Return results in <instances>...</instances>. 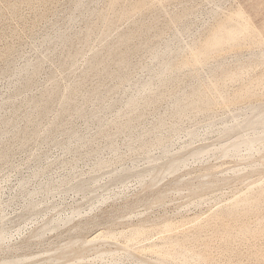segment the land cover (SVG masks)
Masks as SVG:
<instances>
[{
    "label": "bare ground",
    "instance_id": "obj_1",
    "mask_svg": "<svg viewBox=\"0 0 264 264\" xmlns=\"http://www.w3.org/2000/svg\"><path fill=\"white\" fill-rule=\"evenodd\" d=\"M132 1L134 0H131V6L129 4V8H126L127 11L129 10L131 11V13L132 12L140 13L143 12L145 9L151 7L154 2L162 3L163 1H169V0H136V2L134 1L133 5H132L133 3ZM94 2H96V0H75L73 5L71 4L72 7L70 11L71 12L77 11L79 15L83 17L84 21L86 22L85 23L86 29L84 31L85 34L83 35V45H87L89 41V30L90 27L92 26H89L88 24H90L89 20L94 15L93 14L94 11L89 9L91 8V6L89 5L91 3L94 4ZM108 2L110 3V1ZM114 2L115 1H112V4ZM191 2L192 0H179L178 4L181 6L180 9H178L175 12L172 11V13L170 14L167 13L169 15L165 17L166 19L164 20V24H163L164 27L161 26L163 27V29L165 28L167 30L166 31L167 33L165 32L167 36L166 37L163 36L164 38L161 40L158 39V41H156L155 39L160 38L162 33L158 35L157 38H155L154 33H152L151 35L149 34V37L146 36L147 38L146 37L143 38L144 40L141 42H139L137 38L144 37L145 35L140 37H136L135 35L136 37L135 39H137L139 43L135 41L137 44L134 45L132 44L133 45L132 48L131 46L129 48V50L131 49L130 51L125 48L121 50L122 49L121 47L125 43H128L129 37L132 34L129 35V37H124V35H119L116 37L115 40L113 41L111 40L112 42L106 41L105 43H103L101 48L93 51L89 59L86 60V69L83 73H81L80 76H78L80 77L79 78L80 80L78 79L79 81H76V83L73 82V85L71 84L70 86V84H68L69 86L65 87L66 93H63L62 91H61L62 93L60 92V89H58L59 85H57V81L52 80L53 78L52 75L49 86H47L46 88L44 87V89L38 94V96L36 95L37 97L35 98L32 97L31 99L29 98L26 103L23 101V103L27 104L28 108H30L31 111H27L25 112V114H23V119L25 120L26 123L25 124L23 123L24 125L21 128L16 125L15 120L5 117H0V162L5 163L6 161H8L10 155L11 150L9 151L8 149L9 145L7 146L5 144L7 142L6 138L10 135L14 136L15 138L17 136V138L19 139L18 143H20V145L19 144L18 145L22 147L21 145H24L25 142L30 140V136L34 135L35 133H38L37 131L39 130V129L37 130V128L39 127L38 122L35 121V119H32L31 117L32 112L35 113V110L39 109L38 113L42 116L41 118L42 120L43 115L49 114L50 111L52 112L53 106L56 105V110H53L55 111L54 114L55 121L52 124L50 123L51 125L46 132V136L42 139V141L41 140L40 141L43 143L46 142V144L59 148V150H61V154L63 153V155L69 154L71 156L69 159V163H71L72 165H70L68 168L66 167L68 172L66 178H68L69 175L73 174V172L75 171L76 156L79 155L81 156L84 155V159L82 160L90 162L92 165V169L95 170L103 169L104 167L109 165V163L112 161L119 162L118 167L107 173V176L106 174H100L85 179L75 180L72 183L66 182L64 188L60 189L62 192H65L66 190H74L75 192L82 194L83 198L86 199L88 198V195L90 194V192L94 187H103L106 185L102 183L101 181L102 178H105L106 181L110 184H114V185L122 184L123 186L127 183V181L133 179L137 182L138 185L137 186L138 191L136 189L137 193L135 195L133 194V197H137V200L139 201L144 199V196L146 195L147 198L145 199V205L147 207H151V206L154 207V205L156 207L157 204H159L158 207H160V203L163 202L162 200L165 198L166 195H168L167 193L172 189L175 190L176 193L174 191L173 192L176 195L177 194L180 195L183 191L189 192V194L192 195L210 189L214 186H219V185L222 186L224 184L229 185L235 183L246 184L248 183L251 174H254V172L256 173L260 172V170H264V69H263L264 66L262 69L261 68L260 70L258 69L259 72L261 71L259 73V76L256 75L258 77L254 78L253 77L254 73H253L252 76L253 80L252 79L248 80V83L246 82L247 84L244 83V85L241 83V85L243 86L241 87L239 85V88L240 87L241 88L237 90L238 88L237 87L236 91L235 89H233L232 91H234V93L231 92L232 95L230 94L226 95L225 93H223L222 90L220 89L221 85L220 86H217V84L214 85V87H211L212 95L210 102L202 103L196 101L200 93L207 88L206 86H202V83L198 88L195 83V81L198 80L199 77V75L197 74L198 71H201L204 75H208L211 74L214 70H216L218 66L221 67V66H225L223 64H228V62L226 63L225 59L222 57L220 59H217V61H215L213 64L210 63L211 65L208 66L207 63L202 64L203 61L205 60L204 59L205 57H209V58L219 57L220 56L219 54L222 51L228 49H231V51H233L234 49L232 50V48L234 47L237 48L239 46L240 48L238 49L240 50L242 48L241 45L244 44H247L248 46V48L246 49L247 50L246 58L244 60L250 63L259 62L260 65L263 64L264 42L257 35L258 33L256 29H254V27L250 24L248 19H246L245 16H243L242 11L241 9H239V7L238 9L236 8L233 9L232 6L229 5L230 7L226 6V8H223L224 1L222 2V0H207L206 3H209L211 7L208 5L210 8L204 11V13H202L198 17L195 16L197 18H191L192 15H195L191 7L187 6V3H191ZM126 5L128 7V4H125V6ZM12 9L14 8L12 7ZM127 11L125 9L124 10L121 9L119 14L114 13L116 17L114 15L113 17L115 18L113 20L115 21L117 17H118L117 19H119V17ZM128 14L129 12H127L126 15ZM126 15H123V17ZM137 19L136 22H138ZM148 19H150V16ZM113 20L111 21V23L113 22ZM140 20L141 23H134V24L135 25L138 24L139 26L143 25L142 23L143 19ZM66 21H67V25L64 24L66 28L65 27L64 29L62 28L63 30L66 29L65 31L60 30L59 32L58 30V32L57 33L55 32L53 35L46 34V36L43 37L44 38L43 42L45 45L57 41L61 45V53L62 52L67 53L65 58L62 59L60 57L61 59L59 60L60 66H65L73 63V60L80 54V50L79 51L77 49L72 50V40H74V37L76 38L78 36L76 33L72 34L70 32L72 23L75 22L74 18H72L71 16L67 17ZM154 21H156V19ZM154 21L153 23L146 22L147 24H145V26L143 25L145 27L144 31L149 33L152 29L156 28L157 23ZM197 21L198 23H201V25L208 24V26L205 28V32L202 35V37L199 40L191 43V41H188V38L186 37H192V35H195V33H197L196 28L198 26L194 27L195 24L193 25V23H197ZM103 22L104 21H101V23ZM135 25L132 26L136 27ZM104 26L105 29L102 35L106 36L107 33L109 32L110 27L109 25L106 24H104ZM134 29H136V32H138L137 27ZM160 29L162 28H159V30ZM253 40L254 43H250ZM151 42L152 43L154 42L153 43L154 45H152ZM246 47L244 46L243 48ZM198 49H200V53L196 52ZM103 51H105L104 52L105 54L107 53L106 56L105 54H102ZM127 51H129L130 53L134 52V53L147 54V57L142 64L139 65L140 63L139 62L135 65L136 68L137 67L138 68L137 69L135 68L136 71L134 72L133 70L132 71L133 73L130 72V69L132 68H130L129 65L130 61H128L129 59H127V56L129 54V52L128 54L126 53ZM183 51H187L190 57L187 59L183 58L184 60L182 61L180 59L181 62L174 63V61L177 59V57H179L180 53H182ZM130 55L131 54H129V56ZM232 58L233 59H231L232 61L230 60L231 62H229V64H234L244 61L241 60L239 54L234 55ZM40 62L41 59L36 61L35 63L25 62L19 71L17 70L15 71L18 73V75L16 73L18 78L17 79L15 77L13 78L16 79L14 81L15 83L13 84L14 94L12 93L13 95H11V97L10 96H8L9 98L7 97L8 99H6L3 105L0 106L1 109L9 108L11 109V111L14 112L17 111L15 109L19 108L22 105V103H19V105L15 107L17 105V104L15 105V99L20 97L17 94H19L20 91L29 88L30 85L33 84V79H34L33 76L37 72ZM260 65L258 66L256 65V66L259 68ZM247 68L248 67L246 66L245 67L237 66L233 69H230L226 74V78L228 79V81H231L232 80L231 77L235 73L241 75L244 73L245 71L244 69ZM104 71L106 74V78H108V80L110 78L111 82L113 80L114 82L116 81L117 84L115 83V85L113 84L111 87H109V85L111 84L108 85V82H106L108 86L106 85L105 86L109 88L106 91H104L106 87L104 90L102 89L99 90V88L98 89L96 88V85L98 87V84L94 83L96 85L92 84L93 88L91 89L87 88V90L89 89V91H86L85 94L82 93L83 95L81 94V103L79 104L78 102H76L77 100H75V98L78 97L77 90H80V88L82 90L83 87L82 84L88 81L87 78L89 76L87 75V73H89V75L91 76L93 75L97 77L100 74H102ZM96 77L94 78L91 77V78L95 79ZM102 78L100 77L98 79L100 80ZM106 78L104 77L105 80ZM183 79H185V81ZM98 81L96 80L97 83ZM182 81H184V83H182ZM180 83H182L181 85L182 87H179V90L175 94L170 95L169 105L167 106L168 107L167 116H163L162 114H160V112L156 111L155 113H157V115L159 113L160 116L159 117L156 116L158 118L157 119L155 118L156 120L153 119L154 121L151 123L147 122L146 120H145L146 123H144L142 120L144 110L147 107L155 105L158 101H160L166 95L169 88L168 86L170 85L172 86V84L179 85ZM191 84L195 85L194 90L188 94L186 93L184 94L183 88L185 89ZM253 84L259 85L261 87L258 92H255L257 89L254 92H251V90L255 89V88L251 89ZM101 85L102 84L100 83L99 86L101 87ZM11 86H12V82H11ZM62 89H64V87ZM224 89L225 88H223V90ZM239 100H241L243 104L240 103L238 106L236 105L237 107H234L235 105H232L233 104L232 102L236 103L238 101L237 103H239ZM228 102L232 104L228 105ZM217 103H219L218 105H220V108L222 109L225 108L226 104L227 106H232V108L230 107L227 111L224 109V111L226 112L223 113V115L219 117L217 116L215 117L213 115L214 110L210 109V107L211 105ZM221 103H225V105L223 104L224 107H222L223 105L221 106ZM218 105H216V107ZM119 107L122 108L123 114L132 115L126 121H124V123L118 122L116 117L111 118L112 117L111 114H114L113 113L114 110ZM212 108H215V106H213ZM209 109L211 111L213 110L212 113L208 112L210 111ZM3 113L5 114V112ZM74 119H79L81 121V127L79 126L78 128L77 125H75V123L73 124ZM166 119L168 120V123H165ZM183 121H189V122L191 121L193 122V124H191L190 127H186V126L183 127L181 125ZM113 124L117 126L116 131L114 130V133H107L106 132L107 127ZM210 131H214L216 133L215 141L211 142L210 140H208V133ZM118 133L120 136L124 133L122 135L123 138L124 135L126 136V138H124V141L122 139L121 143L117 142L118 139H116V136L118 138V135H116ZM180 133L181 135H183L181 139L182 142H180V139L178 137ZM122 136L120 138H122ZM4 139H6V142L5 141L2 142V140ZM98 140H100L101 143L99 142L98 144L97 143ZM101 144L102 146H99ZM174 145L176 146L178 145L176 149H173ZM101 149H105V150L108 149L111 153V158L110 159L102 158V156L99 155L101 154L100 152ZM121 149H125V151H127L130 154V157L127 159L122 157L120 154ZM136 151L139 152V157L144 163V167L142 169H138L135 166V161L137 157L134 154ZM46 153H43L41 155L39 154L34 157L33 159L34 165L32 164L33 171L31 173L32 174L31 176H35L38 173H42L45 170V168L48 166L49 164L48 161L44 159ZM60 160L62 164H64V162L66 161L62 159ZM230 160L233 162V164L229 166L228 170L224 169L223 167L222 168L216 167L217 166L216 164L218 162H219L218 164H220V162L224 163V161L228 162ZM189 161H191L192 164L194 163L195 165L196 164L200 165L201 168L199 166L197 167L203 170V171L200 170L203 172L202 175L197 170L200 175L194 176L193 178L189 177L192 176L189 175V173L191 172L192 169H194V167L191 168L190 165H188ZM210 162L213 165L215 164L213 162H216L215 164L216 166H213ZM212 171H214L217 174H214V172ZM198 172L193 173V175L197 174ZM66 178H64L63 180H65ZM19 179L20 180L18 182L17 194L22 195L25 184L29 179V176L24 177L23 175L21 178L19 176ZM261 180L264 179L262 178ZM165 181H166L165 185L162 188H160L158 191L156 190V192H154L153 194V191H155V189H158L159 185ZM254 181L255 180L253 179L251 183ZM56 182H57L56 180L49 178L44 182L39 183L38 187L36 186L37 188H35L33 192L28 194V196H26L23 199L24 205L22 204V211H21L22 215H25L27 212H33L36 219L37 217L43 218L42 223L39 220L41 223L40 225L38 224L39 222L37 221L36 224L39 226H37L27 236L22 238V240H24L26 243L40 241L45 232L58 231L62 226L70 223L71 219H73L72 217L78 214V209L74 206L73 208H71L70 216L65 218H61L58 216L56 217H49V215L47 216L50 210L56 208L55 205L37 211V203L34 201V197L39 195L47 196L53 193L54 191H56L53 189L56 185ZM260 183L259 184L256 183V184L260 186L261 185ZM232 186L234 187V185ZM258 186L257 188L254 187L253 188L258 189ZM263 189L264 187H262V190L259 188V191L261 190L260 192L262 193V196H264ZM252 190H253L252 187H250L249 189L250 192L248 193L246 192V193L251 194V192H253ZM255 192L256 191H254L253 193ZM107 194L106 196L108 195L109 196L112 195V196L104 197L103 195L104 198L100 196L99 200H97L96 197L95 199L97 201L95 202V204L96 203L105 204V202L106 203L108 202L106 200H108L109 198L113 200L117 199V203H118L120 202L118 199H121L124 195L123 192L120 191L119 193L117 192V194L114 193H112L111 195L110 194L107 195ZM150 194L153 195L150 196ZM257 195L256 198L258 199ZM249 196L247 197L248 200H249ZM254 197H251L252 198L251 201L255 199ZM198 199L199 197L197 198L196 196L195 198L192 199L194 204H196L195 202H197ZM192 201L191 203H193ZM166 203L168 202L163 203V205ZM241 203L244 204L245 208L246 206L250 207L249 205H246L247 203L245 199L243 200L242 197H241ZM243 204L241 205L243 206ZM255 204L257 205V203L254 202L252 206H254ZM233 205H235V203H233ZM237 205H235L236 207L233 206L234 209L236 210L238 209ZM90 206L96 209L95 208L96 205H94L93 202L90 204ZM228 206H230L229 203ZM224 207H226V205ZM98 209L95 211L97 212ZM221 209L219 208L218 210L222 212ZM230 211H232V209H230ZM230 211H228V213ZM144 215L146 214L144 213ZM109 216L111 215H108V217ZM34 220L35 219H33V222ZM7 231L8 230L5 229L3 225L0 224V247L3 245L5 246V244L7 245L8 243L7 240L9 237L8 236L9 232ZM243 233H246V231ZM248 233L246 235H248ZM19 238H21V235H19ZM107 243L110 244L108 237H93L89 239H78L74 237L57 245L50 251V253L42 252L33 255L30 254L28 256L27 255L8 256L0 259V264H58V263L82 264L83 262L86 263L85 261L90 259H92L93 262L96 261L103 262L104 260L102 261V259L106 257L107 258L111 257L112 262H114L113 264H117V263L121 264L120 261L121 262L124 261L126 264H133V263L134 264H188L183 254L181 253L172 254L169 251L165 250L163 247L156 246L157 249L154 252V254L151 255V257H149L148 255V257L146 256L147 258H145V257H141L142 255L140 256L135 252L129 250L128 249L129 247L128 248L121 247L120 249L117 246H115L112 249H110V247L107 246L108 245ZM42 254L44 255L49 254V255H46L44 257L42 256ZM39 256H42L43 258L39 260H35L36 258L38 259ZM124 262H122V264ZM96 263L101 264L98 262ZM104 263L106 262H103V264ZM259 263L261 264V262H258V264Z\"/></svg>",
    "mask_w": 264,
    "mask_h": 264
},
{
    "label": "rangeland",
    "instance_id": "obj_2",
    "mask_svg": "<svg viewBox=\"0 0 264 264\" xmlns=\"http://www.w3.org/2000/svg\"><path fill=\"white\" fill-rule=\"evenodd\" d=\"M74 1L75 0H0V106L3 105L4 101L9 98L8 96L11 97V95L14 94L13 84L15 83L14 81L18 78L17 77L18 73L15 71L16 70L19 71L25 62L35 63L36 61L41 59L38 70L33 76L34 78L33 84H31L29 88L22 90L20 91L19 94H17L20 97L15 99V105L16 104L17 105L16 106L14 105V106L17 107L19 103H22V105L19 108L15 109L17 111L13 112L9 108L8 109L0 108V117H5V118L15 120L16 125L19 126L20 128L26 123L25 120L23 119V114H25V112L27 111H31V109L28 108L27 104H24L23 101L26 103L29 98L31 99L32 97L33 98L37 97L38 94L44 89V87L46 88L47 86H49L52 75H53L52 80L57 81V85H59L58 89H60V92L62 91L63 93H66L65 87L69 86L68 84H70L71 86V84L73 85V82L76 83V81L80 80L79 79L80 77L78 76H80L81 73L85 71L86 60L89 59L93 51L101 48L103 43H105L106 41L112 42L119 35H124V37H129V35L132 34L129 37L128 43H125L121 47L122 48L121 50H123V48L129 50L130 46L132 48L134 44H137L143 41L144 40L143 38H145L146 36L149 37V34L151 35L152 33H154L155 38H157L158 35L162 33L160 38L155 39L156 41H158V39L161 40L164 38L163 36L165 37L167 36L166 34L167 30L165 28L163 29L164 20L166 19L165 17L169 15L170 13H172V11L175 12L181 7L178 4L179 0H169V1H163L162 3L154 2L151 7L145 9L143 12H140V13L132 12L131 13V11L129 10L127 11L126 9V8H129V4L131 6V0H96L94 4L91 3L89 5L91 6V8L89 9L94 11L93 12L94 15L90 18L89 20L90 24H88L89 26H92L90 27V30H89L88 44L83 45V35L85 34L84 31L86 29L85 27L86 22L84 21L83 17L79 15L77 11L75 12L70 11ZM108 1H110V3ZM112 1H115L113 3L115 5L112 4ZM134 1L136 2V0ZM134 1H132L133 2L132 5L134 4ZM206 2L207 0H192L191 3H187V6H190L192 11L195 13V15H192L191 18H197L202 13H204V11H206L208 8L211 7V5H209V3H206ZM222 2L224 3L223 8H226V6L228 7L229 5L232 6L233 9L234 8L238 9L239 7V9H241L242 11L243 16H245V18L248 19L250 24L254 27V29H256L258 33L257 35L264 42V0H228V1L222 0ZM125 4H128V7L127 5L125 6ZM12 7L14 9H12ZM121 9L122 10L125 9L127 12H129V14L126 15L127 12H125L123 15H126V16L123 17V15H121L119 19H117L118 17L116 18L118 21L116 19L114 21L113 19L116 17L115 14L116 13L119 14ZM114 15L115 17H113ZM70 16L74 18V21H75L72 23L70 32L72 34L76 33L78 35L76 38L74 37V40H72V50H75V49H77L78 51L80 50V54L73 60V63L65 65V66H60L59 65V60H61L60 57L62 59L65 58L67 53L65 52L61 53V45L57 41L56 42L54 41L53 43L51 42L52 44L50 43V44L45 45L43 42L44 40L43 37L46 36V34L53 35L55 32L57 33L58 30L60 32V30H63L64 27L66 28L64 24L67 25L66 19L67 17H70ZM149 16H150V19H148ZM111 19L113 20L112 23H111L112 21ZM136 19L138 20V22H136ZM140 19L145 20V21L142 20V23L144 26L148 22L153 23V21L156 19V21L154 22L157 23V24L155 23L157 27L152 29L149 33H147L146 31H144L145 27L143 25L139 26L138 24L136 25L134 24V23H141ZM101 21H104V22L101 23ZM197 23H193V25L195 24L194 27L198 26L196 28L197 33H195V35H192V37H186L188 38V41H191V43L199 40L204 34L205 28L208 26V24L201 25V23H198V24ZM104 24L109 25L110 27L109 32L107 33L106 36L102 35L105 29ZM132 25H135L137 27L138 32H136V29H134L136 27ZM138 27L140 28V30ZM159 28H162L164 31L162 29L159 30ZM135 35L136 37H140L144 35L145 36L137 38L139 40L138 42L137 39H135L136 38ZM100 40L102 43L100 42ZM153 43L151 42L152 45H154ZM250 43H254V40ZM244 46L246 47L247 44L241 45L242 48L240 50L238 49L240 48L239 46L237 48L236 47L232 48V50L234 49L233 51H231V49L222 51L219 54L220 56L218 55L219 57H215V58L205 57L204 58L205 62L203 61L202 64L207 63L208 66H210L215 61H217V59H220L222 57L225 59L226 63L228 62V64H223L225 66H221V67L218 66L216 70H214L211 74H208V75H204L201 71L197 72L199 77H198V80L195 81L196 86L199 88L200 84L202 83V86H206L207 88V89H204L203 92L200 93V95L196 99L197 102L198 101L202 103L210 102L211 95H212L211 87H214V85L216 84L217 86H220V85L222 86V88L220 86V89L222 90L223 93H225L226 95H229V94L232 95L231 92L234 93V91H232L233 89H235L236 91L237 87H238L237 88L238 90L244 85V83L247 84L248 80L250 79L253 80V77L256 78L259 76V73L261 72V71L259 72V70L260 68L261 69L263 68L264 63L260 65L259 62L250 63L248 61H245L244 59L246 58V53H247L246 49L248 48V46L246 48H243ZM129 51H127L126 53L128 54ZM104 52L105 51H103L102 54H105ZM196 52L200 53V49H198ZM235 53L239 54L241 57V60H244V61L239 62V63L229 64V62L232 61L231 59H233L232 57L234 55H237ZM129 54L131 55L129 56ZM129 54L127 56V59H129L128 61H130L129 62L130 68H132V69L130 68L129 69H130V72H132L133 70L135 72L136 71L135 65L139 62H140L139 65L142 64L143 61H145L147 54L146 53L144 54L134 53V52L133 53L129 52ZM189 57H190L189 53L187 51H183L182 53H180L179 57H177L174 63L181 62L185 58L187 59ZM256 65L257 66L260 65L259 68ZM237 66L239 67L246 66L248 68L244 69L245 71L241 75L235 73L231 77L232 80L228 81V79L226 78V74L228 73L230 69H233ZM13 72L15 75L13 74ZM253 73H254V76H253ZM102 74L106 78L105 71ZM102 74L99 75L101 78L103 77ZM87 75L89 76L87 78L88 81L82 84L83 86L82 90L81 88L80 90H77L78 95L77 94L76 95L78 97L75 98V100H77L76 102H78L79 104L81 103V94L82 93L85 94L86 91H89V89L87 90V88H90V89L93 88L92 84L94 83L98 84V87L96 84L94 85H96V88L97 89L99 88V90L101 89L104 90L105 87L108 86L109 84H111L109 85V87H111L113 84L115 85V83L117 84V82L116 81L114 82V80L111 82L110 78H109L110 81L108 80V78H106L105 80L104 77L102 78L103 80L102 79L99 80L98 79L100 78L99 76L97 77L93 75L91 76L89 75V73H87ZM14 77L16 79H13ZM91 77L93 78L96 77V78L93 79ZM96 80L97 81L99 80L98 83L96 82ZM183 80L185 81V79ZM184 81H182V83H184ZM215 81H217L219 85ZM11 82H12V86H11ZM106 82H108V85ZM100 83L102 84L101 87L99 86ZM182 83H180L179 85L172 84V86L171 85L168 86L169 88H168L166 95L160 101H158L155 105L149 106L144 110L143 117H142V120L144 123H146V121L151 123L154 120H156L160 116L159 113L158 115L157 113H155L156 111L160 112V114H162L163 116H167V113H168L167 106L169 105L170 95L175 94L179 90V87H182L181 86ZM241 83L243 85H241ZM194 84H191L185 89L183 88V93L188 94L191 91H193L195 87ZM60 85H61V88H60ZM239 85L241 86L240 88H239ZM253 85L251 89L252 88H255V89L253 90L250 89L251 92H254L256 89L257 90L255 92H258L261 87L259 85H255V84ZM62 86L64 87V89H62L63 88ZM108 88L106 87L104 91H106ZM223 88L225 89L223 90ZM240 101L241 100H239V103H237L238 101L236 103L232 102L233 104L228 102V105L232 104V105H235L234 107H237L240 103H242V101L241 102ZM218 104L219 103L213 104L210 107V109L214 110L212 111L215 117L216 116L219 117L223 115V113H225L230 107L232 108V106H227L226 104L225 108L222 109L220 108V105ZM223 104L225 105V103H221V106ZM216 105H218L219 107L218 106L216 107ZM224 105L222 107H224ZM213 106H215V108H212ZM224 109L226 111H224ZM53 110H56V105L53 106ZM53 110L52 112L50 111L49 114L43 115L42 120H41L42 116L38 113L39 109H36L35 113L32 112L31 117L32 119H35V121L38 122L39 127L37 128V130L39 129L40 131L38 130L37 131L38 133H35L34 135L30 136V140L25 142L24 145H21L22 147L19 146L20 143H18L19 139L17 138V136H16L17 139L14 136H11V135L8 136L6 138L7 142H6V139L2 140V142L4 141L6 142L5 144L7 146L9 145L11 147L10 149V147L8 146V149L9 151L11 150L12 153L10 151L8 161H6L5 163L0 162V224L3 225V227L8 230L7 232H9L8 233L9 237L7 240L8 241L7 245L8 244L9 245L7 246L5 244V246L3 245L0 247V259L4 257H8V256H22V255L28 256L30 254L33 255V254H38L42 252L50 253V251L54 247L74 237L78 239H89L93 237H108L110 244L107 243L108 244L107 246L110 247V249H112L115 246H117L120 249L121 247L122 248L129 247L128 248L129 250L135 252L136 254L140 256L142 255L141 257H145V258H147L148 255L149 257H151V255H153L154 252L156 251L157 247H163L165 250L169 251L172 254H178V253L183 254L188 264H211V263L212 264H258V262H261V264H264V259H263L264 258V253H263L264 252V241H263L264 239L263 237L264 236V218H263L264 217V196H262V193L260 192L262 190V187H264L263 186L264 180H261L262 178L264 179L263 177L264 170H260V172H257V173L254 172V174H251V177L249 179L250 182L248 181V183L246 184L235 183L236 185L235 184H229V185L224 184L222 186L221 185L214 186L210 189H207L205 191H201V192H198L192 195L186 191H183L180 195L178 194L176 195L175 190L172 189L167 193L168 195H166L165 198L162 200L163 202H161L162 204L160 203V207H158L159 204H157L156 207L155 205L154 207L153 206L147 207L145 205V199L147 198L146 195L144 196V199L139 200V201L137 200V197H133V194L135 195L138 191L137 182L133 179L127 181V183L123 186L122 184H115V185L110 184L106 181L105 178H102L101 179L102 183L106 185L103 187H94L92 191L90 192V194L88 195V198L85 199L83 198L82 194L77 193L74 190H66L65 192H62L60 189L64 188V186L66 185V182L72 183L75 180L85 179V178H89L91 176H96L100 174H106L107 176V173H109L110 171L118 167L119 162L112 161L109 163V165H107L103 169L95 170V169H92V165L90 162L82 160L84 159V155L83 156L79 155V156H76L75 171L73 172V174H70L68 178H66L68 175L67 168L70 165H72L71 163H69V159L71 156L69 154L63 155V153L61 154V150H59V148L46 144V142L44 143L41 142L42 139L46 136V132L48 128L50 127V125L55 121V115H54L55 111ZM212 111L210 110L208 112L212 113ZM3 112H5V114ZM52 113L54 116L52 115ZM113 113L114 114H111L112 116L111 118L116 117L117 121L120 123H124V121H126L129 117L132 116V115L123 114V110L120 107L116 108ZM74 123L75 125H77L78 128L79 126L81 127V121L79 119H74L73 124ZM165 123H168L167 119L165 120ZM191 124H193V122L191 121L190 122L183 121L181 123L183 127L185 126L190 127ZM113 125H110L107 127L106 129L107 133H114V130L116 131L117 126L116 125L113 126ZM116 135H118V138L116 136V139H118L117 142H120V143L122 142V139L124 141V138H126L125 135H124V138L122 135H121L122 138H120L121 136L119 135V133ZM180 135L181 133L179 134L178 137L180 139V142H182L181 139L183 135L181 136ZM215 135L216 133L214 131H210L208 133V140H210L211 142L215 141L216 139ZM183 141H184V138H183ZM99 142L101 143L100 140H98L97 143L99 144ZM99 146H102V144ZM177 146L174 145L173 149H176ZM101 150H100L101 154L99 155L102 156V158L104 159L111 158V153L108 149L106 150L101 149ZM43 153H46L45 156L47 155L46 158L44 156V159L48 161L49 163L48 166L45 168V170L42 173H38L35 176H31L32 175L31 173L33 171L32 164L34 162L33 160L34 157L36 155H39V154L41 155ZM120 154L125 159L130 157V154L127 151H125V149H121ZM134 155L137 157L135 161V166L138 169H142L144 167V163L139 157V152L136 151ZM66 157L68 158V160ZM60 159L66 160L65 161L66 163L64 162V164H62V162H60L61 161ZM213 163L216 164V162H213ZM218 163L216 164L217 166L215 164L214 165L212 163L211 164L218 168L223 167L224 169H227V170L229 169V166L233 164L231 160L228 162L224 161V163H226L227 165L222 162H220V164ZM188 165H190L191 168L194 167V169H192L191 172L189 173V175H192V176H189L190 178H193L194 176H198L200 174L202 175L203 170L200 169L201 167L199 164L195 165L194 163L192 164V162L189 161ZM197 166H199L200 168H198ZM197 170L200 172V174ZM196 172L198 173L193 175V173H196ZM21 173H22V176L24 175V177L29 176V179L27 180L25 184L22 195H18L17 194L18 193V182L20 180L19 176L20 178L22 177ZM255 173H256L257 179L255 176ZM214 174H217V173L214 172ZM46 178L54 179L57 181L55 187L53 188L56 191H54L53 193L47 196L39 195V196L34 197V201L37 203V211L43 208L55 205L56 208L50 210L47 216L49 215V217L58 216L61 218H65V217L70 216L71 208H73L74 206L78 209V214L72 217L73 219H71L70 223L62 226L58 231L45 232L40 241L26 243L24 240H22V238L27 236L37 226H39L42 223L43 218L40 217L42 218L40 219L39 217H37L36 219L33 212H27L25 215H22L21 211H22L23 199L26 196H28V194L33 192L35 188L38 187L39 183L47 180ZM64 178L66 179L63 180ZM253 179L255 181L251 183ZM165 183L166 181L161 183L159 185V188L153 191V194L154 192H156V190L158 191L160 188H162L165 185ZM256 183L257 184L260 183L262 187L261 185L258 186ZM232 185H234V187ZM257 186H258V189H254V188H257ZM246 187L248 190L246 189ZM250 187H252L253 192L254 191H256L257 193L259 192L258 195L256 192L255 193L251 192V194L249 193L251 197H254L255 195L254 197L255 199H257L256 198V195H257L258 197L257 200L259 202L255 200L254 198H253L254 200L251 201L252 198L249 196V194H247L248 192L251 191V190L249 191ZM259 188L261 189L260 191H259ZM119 191L123 192L124 194L123 195L124 199L123 197L121 199H118L120 202L117 203V199L113 200L109 198L110 200L109 199L106 200L108 202L107 203L105 202V204H99V203L95 204V202L99 200L100 196L104 198L107 193L110 194L112 192L114 194H117V192L119 193ZM169 193L171 196L169 195ZM153 194H150V196ZM247 195L249 196V200L247 198L248 197ZM111 196L108 195L106 197H111ZM195 196L197 198L199 197L198 201L195 202L197 205L194 204V202L192 201V199L195 198ZM243 196H246V197H243ZM96 197H97V200L95 199ZM241 197L243 198V200L245 199L247 203L246 205H249L250 207L246 206L245 208L243 204L245 202L241 203ZM178 200H181L182 202ZM189 200H191L193 203H191V201ZM114 201L119 205H117ZM237 201L239 204L237 203ZM92 202L94 203V205H96L95 206L96 209L90 206ZM165 202H168V203L163 205V203ZM254 202L257 203V205L255 204L254 206H252ZM228 203L230 206H228ZM233 203H235V205L238 204L237 210L234 209V207L236 206L233 205ZM240 203L243 204V206ZM225 205L226 207H224ZM227 207L229 208L233 207V208H230L232 209V211H230V209ZM219 208L222 210L224 214L218 210ZM226 208L229 210H227ZM97 209L98 211L96 212L95 210ZM223 210H226V211H223ZM228 211L230 212L228 213ZM105 212L106 214L107 213H110V214L106 215ZM144 213L146 215H144ZM108 215H111V216L108 217ZM33 219H35L36 221L34 220L33 222ZM39 220L41 221V223ZM37 221L39 222L38 223L39 225L36 224ZM144 222H145V225L147 226L144 225ZM241 231L243 232L246 231V233H243ZM22 233L24 236L22 235ZM247 233L248 235H246ZM19 235H21V238H19ZM11 236H12V239H11ZM46 255H49V254H45V255L42 254V256L44 257ZM42 256H39L38 259L36 258L35 260L42 259L43 258ZM87 261H85L87 264H91V262L92 264H97L96 262L101 263V264H103V262H106L104 264L114 263L112 262L111 257L103 258L102 259L103 262L101 261L93 262L92 259L87 260ZM255 261L256 262L258 261V262L256 263ZM122 262L120 261L121 264ZM86 263L83 262L82 264H86ZM123 264H126V263L124 262Z\"/></svg>",
    "mask_w": 264,
    "mask_h": 264
}]
</instances>
